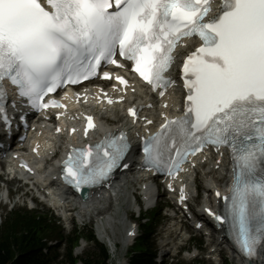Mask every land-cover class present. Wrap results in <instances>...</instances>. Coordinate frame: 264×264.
<instances>
[{
    "label": "snow or ice",
    "instance_id": "snow-or-ice-1",
    "mask_svg": "<svg viewBox=\"0 0 264 264\" xmlns=\"http://www.w3.org/2000/svg\"><path fill=\"white\" fill-rule=\"evenodd\" d=\"M191 37L201 43L182 61L185 113L144 140L143 163L172 175L190 153L228 147L232 187L223 211L209 214L252 260L264 245V0H221L214 13L212 0H0V100L7 79L32 108L62 106L44 97L96 76L102 62L117 64V53L163 96L176 49ZM0 116L7 124L2 105ZM92 128L87 117L85 135ZM129 148L120 133L73 149L64 178L77 188L98 183Z\"/></svg>",
    "mask_w": 264,
    "mask_h": 264
},
{
    "label": "trees",
    "instance_id": "trees-1",
    "mask_svg": "<svg viewBox=\"0 0 264 264\" xmlns=\"http://www.w3.org/2000/svg\"><path fill=\"white\" fill-rule=\"evenodd\" d=\"M55 224L48 221L44 216L34 214L27 210H15L7 215L6 220L0 226V264H63L58 262L59 253L57 248L60 246H48L47 239L52 238L53 227ZM80 235L70 239L66 258L70 264L78 261L73 257L71 247L77 243ZM89 237L93 238L92 233ZM59 238L63 240L60 234ZM145 242L141 240V245ZM48 247V253L43 249ZM142 251L145 247H138ZM108 253L105 247L101 246L100 252L87 254L80 260L82 264H108ZM134 264H146L145 254L135 258Z\"/></svg>",
    "mask_w": 264,
    "mask_h": 264
},
{
    "label": "rangeland",
    "instance_id": "rangeland-1",
    "mask_svg": "<svg viewBox=\"0 0 264 264\" xmlns=\"http://www.w3.org/2000/svg\"><path fill=\"white\" fill-rule=\"evenodd\" d=\"M212 179L216 180V178H213ZM218 179V178H217ZM8 188L11 190V191H17L19 190L20 192L18 194H16L13 199H11V202L8 203V198H7V187L6 185L0 183V202H1V207H0V222L2 223V220L5 216V213L7 211H9L12 207H26L28 208L29 207V203H25L23 201V198H22V192H21V189L18 188V186L16 184H13V185H9ZM133 189V187L131 186V188L129 189V192ZM166 201V199H163L162 200V203L164 204ZM122 207L120 208V210H117V207L116 206H113L111 209H109V212H106V214H104L102 217H109V216H113L114 219L111 220V223H107V220H105L104 218V221H103V225H105V227L108 228V232L111 236V239L113 240V242H116L118 244V248L117 250H119V244L121 243L122 241V237H123V227H124V223L125 221H128L129 219V214L127 213L126 214V209L128 207V204L127 202L124 200L122 203ZM39 212L41 213H48L49 211L47 210V208L43 207V206H39L38 209H37ZM165 211V210H164ZM159 211L157 210L159 216L157 217V220L155 222V225H154V230H153V233L151 234V237H150V244H151V249L154 250V251H159V247L166 242V239H168L167 237V230L168 228L170 227V221H168L167 217L165 216V213L167 211ZM53 214V211L52 212H49L48 215H51ZM149 214V213H148ZM98 219H96L95 221H87L85 223H87L86 226H89L88 228L92 227L94 230H96V225L98 224V222H96ZM63 233L65 236H68L70 231L73 229V227L76 225V226H82L81 223H78V224H75V220H74V224L72 223H66V225L63 223ZM66 226V228H65ZM142 233V230H140ZM96 232V231H95ZM195 240V239H194ZM198 240V239H196ZM102 242L104 243H107L106 240H103ZM176 242H182V240L180 239H177ZM88 244V243H87ZM86 244V245H87ZM193 244H196V242H191L190 243V246H187L185 247L187 250H185L183 253H181V256L179 259L175 260V262H177L179 260L180 263L182 264H214L212 261H207L204 257V254L200 255L199 257L193 259L192 258V252L194 251V246ZM88 246L86 247V251L90 250L88 249ZM92 249V248H91ZM64 251V250H63ZM62 251V252H63ZM95 252H99L98 249L94 248ZM84 254V253H83ZM114 254V253H113ZM122 253L119 252V255H121ZM115 256V254L113 255V257ZM226 260L228 259V264H236L238 263V261H235V260H232L230 258L229 255H226ZM130 258H128L127 261H129ZM113 262V261H112ZM218 263V262H217ZM222 264H226L225 261L222 263Z\"/></svg>",
    "mask_w": 264,
    "mask_h": 264
},
{
    "label": "bare ground",
    "instance_id": "bare-ground-1",
    "mask_svg": "<svg viewBox=\"0 0 264 264\" xmlns=\"http://www.w3.org/2000/svg\"><path fill=\"white\" fill-rule=\"evenodd\" d=\"M214 165H215V163H213ZM208 172H209V175L211 176V175H218L219 173H222V171H219V172H215V170L214 169H210V166H208ZM207 181V184L208 185H213V182L212 181H209V180H206ZM121 185H120V192H121V194L123 193V191H124V189H125V185H126V183H120ZM119 194V193H118ZM105 212H107V210H105L104 211V213ZM103 213V210H102V213H99V214H104ZM110 218V217H109ZM107 222L108 223H111V220L110 219H108L107 220ZM104 235H106V237H107V239H110V240H112L111 239V237L109 236V234L106 232V231H104ZM113 242V241H112ZM114 248H116V242L114 243ZM242 264H244V263H242ZM253 264H264V248H263V250L261 251V254L259 255V257L254 261V263Z\"/></svg>",
    "mask_w": 264,
    "mask_h": 264
}]
</instances>
